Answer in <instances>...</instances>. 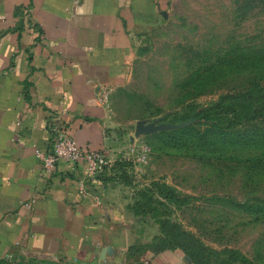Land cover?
I'll use <instances>...</instances> for the list:
<instances>
[{
  "label": "rangeland",
  "instance_id": "1",
  "mask_svg": "<svg viewBox=\"0 0 264 264\" xmlns=\"http://www.w3.org/2000/svg\"><path fill=\"white\" fill-rule=\"evenodd\" d=\"M133 50L103 106L108 204L131 240L121 257L109 252L98 264H146L167 251L188 264H264V219L248 210L264 200V144L205 142L206 127L184 129L249 86L251 57L264 55V0H174ZM232 97L220 119L236 128L245 113ZM140 123L157 130L136 135ZM4 258L0 264H68L18 249Z\"/></svg>",
  "mask_w": 264,
  "mask_h": 264
},
{
  "label": "crops",
  "instance_id": "2",
  "mask_svg": "<svg viewBox=\"0 0 264 264\" xmlns=\"http://www.w3.org/2000/svg\"><path fill=\"white\" fill-rule=\"evenodd\" d=\"M173 2L0 0V259L17 249L82 264L122 256L131 237L108 204L104 174L93 184L97 205L78 196L83 164L59 162L45 181L35 151L49 148L48 124L63 113L79 147L110 159L97 93L119 86L135 38L161 26ZM146 264L188 263L167 251Z\"/></svg>",
  "mask_w": 264,
  "mask_h": 264
},
{
  "label": "trees",
  "instance_id": "3",
  "mask_svg": "<svg viewBox=\"0 0 264 264\" xmlns=\"http://www.w3.org/2000/svg\"><path fill=\"white\" fill-rule=\"evenodd\" d=\"M253 64L251 66L252 76L246 80L245 84L249 86H240L242 88L239 91L233 92L232 96H236V99L239 101V106L237 107L243 113L245 117H242L239 122H237V127L233 128L231 126L232 122L222 121L227 113L222 109L223 107L229 109L227 104H224L225 101L229 98L232 100V96H224L221 101L212 109L205 110L199 120H196L197 125L188 126L184 128L185 130H198V128L206 127L203 131L204 141L207 142L208 139L218 138V143L221 141H246L250 144H264V55L261 57L253 56L251 57ZM236 113V112H235ZM190 118L184 119V122ZM256 124L251 125V122ZM195 122V123H196ZM259 122V123H257ZM252 126H262L260 130H257ZM243 128V130H236L238 128ZM195 144H197L195 142ZM262 205L257 204L256 206H250L248 210L250 212H255L256 214L261 215L264 219V200H262ZM140 249V248H139ZM5 258H1L0 261L3 262ZM70 264L71 262H67Z\"/></svg>",
  "mask_w": 264,
  "mask_h": 264
},
{
  "label": "built area",
  "instance_id": "4",
  "mask_svg": "<svg viewBox=\"0 0 264 264\" xmlns=\"http://www.w3.org/2000/svg\"><path fill=\"white\" fill-rule=\"evenodd\" d=\"M27 28L32 34L37 33L33 22H27ZM107 97L108 91L101 89L97 93L96 101L101 106H104L106 105ZM62 115L63 113L52 116L48 124L49 148L46 151H35V156L41 165V177L48 181L53 176L59 162L69 166L83 164L85 173L84 177L78 181V196L81 198L91 197L95 204L101 205L99 195L93 191V184L97 181L98 176L105 173L110 166V161L103 151H91L79 147L69 135L66 122L62 120ZM26 206H29V204Z\"/></svg>",
  "mask_w": 264,
  "mask_h": 264
},
{
  "label": "water",
  "instance_id": "5",
  "mask_svg": "<svg viewBox=\"0 0 264 264\" xmlns=\"http://www.w3.org/2000/svg\"><path fill=\"white\" fill-rule=\"evenodd\" d=\"M156 130H157V128H154V127H151V126H143L140 123V124H137L135 133H136V135L149 134V133H152V132H154Z\"/></svg>",
  "mask_w": 264,
  "mask_h": 264
}]
</instances>
